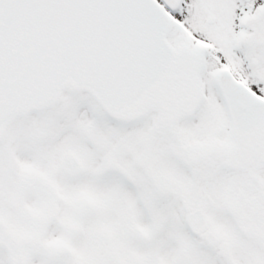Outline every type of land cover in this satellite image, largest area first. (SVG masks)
<instances>
[{"label":"snow or ice","instance_id":"1","mask_svg":"<svg viewBox=\"0 0 264 264\" xmlns=\"http://www.w3.org/2000/svg\"><path fill=\"white\" fill-rule=\"evenodd\" d=\"M0 264H264V0H0Z\"/></svg>","mask_w":264,"mask_h":264}]
</instances>
